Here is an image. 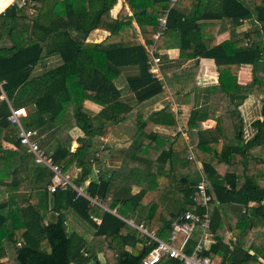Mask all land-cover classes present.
<instances>
[{"label": "trees", "instance_id": "obj_1", "mask_svg": "<svg viewBox=\"0 0 264 264\" xmlns=\"http://www.w3.org/2000/svg\"><path fill=\"white\" fill-rule=\"evenodd\" d=\"M26 1L0 15V264H89L94 258L103 264L102 253L107 264H141L156 244L147 245L148 237L107 208L126 218L147 210L145 224L168 239L177 219L205 210L195 200L202 179L198 163L212 186L209 232L215 241L202 255L218 264H264V157L253 152L264 149V0H124L129 11L123 6L116 17L112 10L118 0ZM166 13V29L156 40ZM246 22L253 24L250 30L217 43L228 28L225 23ZM98 29L109 35L88 41ZM146 44H154L161 58L163 51L178 48L183 63L161 68L162 79L157 77L150 72ZM201 58L215 62L218 78L208 92L217 106L191 112L190 142L182 132L170 143L161 142L157 127L178 125L173 107L146 115L139 105L121 101L120 85L139 102L168 87L176 103L189 104ZM190 61L194 65L185 67ZM244 64L252 65V89L262 94L261 118L252 123L251 138L240 108L248 95L238 93ZM125 66H138L140 72L124 82ZM248 70L243 68L244 84L251 80ZM11 107L28 110L23 126L35 130L52 160L105 208L77 197L70 186L49 190L53 172L35 164L22 146L20 129L8 119ZM207 119L216 120V127L205 129ZM76 130L80 134L73 146ZM98 138L108 141L96 150ZM125 157L156 165L155 179L101 169ZM68 211L94 228L90 239L68 231ZM227 211L237 219L228 240ZM165 263L181 264L170 257L160 262Z\"/></svg>", "mask_w": 264, "mask_h": 264}, {"label": "crops", "instance_id": "obj_2", "mask_svg": "<svg viewBox=\"0 0 264 264\" xmlns=\"http://www.w3.org/2000/svg\"><path fill=\"white\" fill-rule=\"evenodd\" d=\"M18 1H20V0H6L5 3L2 5L3 6L2 9L0 8V15H3L4 12L6 11V9L10 5H12ZM0 2H1V0H0ZM123 6H125L126 9L129 11V8L124 3V0H118L117 5H115V7L112 10V15L114 17H116V15L118 14V12L120 11V9ZM252 26H253V24L251 22H246L243 25L238 26V27L230 26L226 30H224L220 33V35L217 38V43H220V42L224 41L225 39H228L232 35L242 34L248 30L247 29L248 27L251 28ZM108 35H109V33L107 31L98 29V30L93 31L89 35L88 41L101 42ZM8 44H9V42H8ZM162 53H163V57H162L161 68L169 67V66H175L177 64L183 63L182 60L180 59V56H179L180 54H179L178 48H172V49L163 51ZM198 64H199V71H198V75L196 78V85L194 87L195 94L191 98V103H189V104L181 105V104L176 103L174 101V98H173V93L169 90L168 87H166L164 93H160V94L155 95L149 99H146L142 102H139L135 93L130 92L128 90L127 86L120 85V87L123 90L121 101L124 102L125 104H128L131 107H136L139 105L146 115H150L152 112L163 108L167 104H170L173 107L175 113L177 114L178 125L176 126V128L163 127V126L157 127V131L159 132V136H158L159 141H161V142L170 143L174 139L175 135L178 132H182L183 135L186 137L187 141L190 142L189 141V134L187 132V123H188L191 112L194 109L204 110V109H207L210 107L215 109L217 106V104L215 102L210 101V96H209V92H208V87L212 84H215L217 81V78H218V72H217L215 62L213 59L201 58L199 60ZM193 65H194V62H191V61L184 63L185 67H190ZM244 67H247V69H249L248 71H250V77H251L250 82L245 83V84L242 83V80H241ZM122 70H123V74H124V79L122 81H124V82L126 81L125 77L131 76V75H138L140 72V69L138 66H125L122 68ZM238 93L248 95L247 98L243 101L242 106L240 108H241V111L243 112V115H244L246 137L251 138V136H253V134L255 132L254 128L252 127V123L255 120L261 118V100H260V98H262V94H260L258 91H255L252 89V65L251 64H244L241 66L239 78H238ZM87 106L96 110V111L100 110V107L97 105H94V104L88 103ZM247 122L249 123L250 128H247ZM216 125H217V122L214 119H207L206 121L203 122V127L205 129H213L216 127ZM51 129H52V127L50 126V127L46 128L42 131L41 141H43V139L46 137V134ZM194 133H195V136L197 138L196 131H194ZM79 134H80V132L78 130H76L75 132L72 133V136L74 138L73 143H72L73 146L76 145L75 138ZM107 141H108L107 139L101 140L98 138L96 140V144H95L96 150L99 148H102L107 143ZM192 145H194V144H192ZM192 145H190V146H192ZM253 152L256 155H261L262 157H264L263 147H257L255 149H253ZM198 167H199V172L202 176H203V173L206 174L203 166L200 163H198ZM75 169L77 170V168H75ZM96 169H98V168H96ZM101 169L103 171L121 170V171H125V172L131 173V174L141 175V176H145V177L155 179L157 166L156 165H149V164L142 163L139 161H133V160L125 157V158H122L118 161H112V162L108 161V162H106V165L101 166ZM74 173H75V171H74ZM138 191H139V188L137 186H134L133 187V193H136ZM127 210H128V214H129L130 212H132L133 209L127 208ZM146 215H147V210L143 209V210H139L137 212H134L133 215H130V216L127 215V218L121 216L120 214L117 216L120 217L121 219L125 220L126 222L131 220L135 223H140V222L144 221L143 218ZM225 216L227 217V222L230 225L229 226L230 231L227 235V240H228L232 236L231 231L234 228V225H235L237 219L234 216V214H232V212H230V211H227L225 213ZM70 220H71V217L68 219V221H70ZM68 221H67V225H68ZM100 222H101V220H100ZM68 228H69V225H68ZM73 231L81 234L86 239H90L95 232L94 228L89 223H87L83 220H82V228H79V229L74 228V230H72V232ZM126 249L128 251H133L132 248L129 246H127ZM99 260L103 264H107V259H106V256L104 253L99 255ZM165 264H168V263H165Z\"/></svg>", "mask_w": 264, "mask_h": 264}, {"label": "built area", "instance_id": "obj_3", "mask_svg": "<svg viewBox=\"0 0 264 264\" xmlns=\"http://www.w3.org/2000/svg\"><path fill=\"white\" fill-rule=\"evenodd\" d=\"M26 0H20V4H26ZM34 10L35 4L30 3ZM166 13L162 18L159 19L162 31H159L154 36V39H158L159 36L166 29L167 24ZM145 50L147 52L150 64V72L157 77L161 76V63L162 58L156 55L155 45L146 44ZM4 97H0L3 99ZM26 115V108L14 109L11 107V114L8 117L9 121L17 125L20 129V142L22 146L27 150V152L32 156L33 162L37 165H42L49 168L53 172V182L49 188L51 192H56L58 188H66L70 186L74 192H76L77 197L85 196L94 204H98L104 207L99 199L91 198L84 190V187L77 186L73 183L71 176L65 173L59 164H56L51 155L42 147V143L37 137V132L33 129H26L22 124V117ZM191 157H194L192 154ZM98 173V169H96ZM212 186L206 174L203 173L202 179L197 184V190L195 194V200H199L201 207L204 212H186L184 216L180 217L173 223V231L168 239L160 238L154 231L150 230L144 221L140 223H135L131 220L127 221L132 227L138 229L142 234L148 237L149 241L147 245L156 244L155 247L149 252V254L143 259L141 264H160L163 258H175L181 262V264H218V262L209 257L203 256V252L209 248V246L214 243V239L209 232L212 225L211 217L208 209L209 203L213 200L211 195ZM105 208V207H104ZM115 215H119L117 209L110 210ZM97 223L100 220L94 218ZM198 233V240L193 247L191 252H187L188 244L190 240ZM179 237L181 238L179 240ZM179 242L176 244V241Z\"/></svg>", "mask_w": 264, "mask_h": 264}, {"label": "rangeland", "instance_id": "obj_4", "mask_svg": "<svg viewBox=\"0 0 264 264\" xmlns=\"http://www.w3.org/2000/svg\"><path fill=\"white\" fill-rule=\"evenodd\" d=\"M228 27H229V23H225ZM249 25V24H248ZM248 30H250L251 28L250 27H248L247 28ZM54 63H52V65H53ZM123 77V76H122ZM121 77V78H122ZM27 109H26V113H27ZM247 128H250V125H249V123L247 122ZM248 130V129H247ZM68 217L70 218L71 217V220L70 221H68V225H69V228H68V230H69V232H72V230H74V228H82V221L81 220H79L80 218L79 217H77L76 215H74V214H72V211H68ZM68 218V219H69ZM67 225V226H68ZM181 238L179 237V240H180ZM179 240H177L176 241V244L179 242Z\"/></svg>", "mask_w": 264, "mask_h": 264}, {"label": "water", "instance_id": "obj_5", "mask_svg": "<svg viewBox=\"0 0 264 264\" xmlns=\"http://www.w3.org/2000/svg\"><path fill=\"white\" fill-rule=\"evenodd\" d=\"M85 34H80V36H84ZM51 220L52 221H56V214L52 213L51 214ZM133 254L135 255H139L140 254V250L138 249H134L133 250ZM73 264V263H72ZM89 264H96V258H94Z\"/></svg>", "mask_w": 264, "mask_h": 264}]
</instances>
